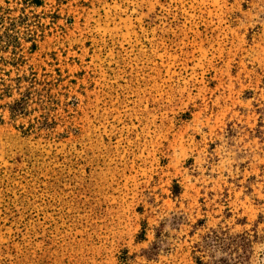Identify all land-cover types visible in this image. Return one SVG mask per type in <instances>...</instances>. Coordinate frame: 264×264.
<instances>
[{
	"label": "rangeland",
	"instance_id": "374dc122",
	"mask_svg": "<svg viewBox=\"0 0 264 264\" xmlns=\"http://www.w3.org/2000/svg\"><path fill=\"white\" fill-rule=\"evenodd\" d=\"M0 264H264V0H0Z\"/></svg>",
	"mask_w": 264,
	"mask_h": 264
}]
</instances>
